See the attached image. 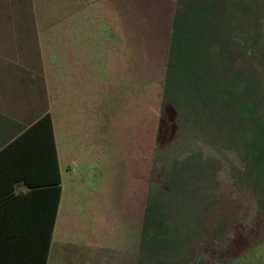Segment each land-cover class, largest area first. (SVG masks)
Here are the masks:
<instances>
[{"label": "rangeland", "instance_id": "obj_1", "mask_svg": "<svg viewBox=\"0 0 264 264\" xmlns=\"http://www.w3.org/2000/svg\"><path fill=\"white\" fill-rule=\"evenodd\" d=\"M17 1L35 2L39 18L56 21L57 35H61L59 22L73 11L63 0L0 3ZM181 5L180 33L186 50L181 79L187 80L177 89L191 95V100H185L190 104L187 111L172 110V125L159 154L155 139L152 184L164 187L162 192L155 193L156 188L151 193L148 245L138 264H264V0H184ZM26 11L32 18L30 9ZM55 59L57 68L65 67L62 57ZM112 59L106 52L99 67L105 84L98 138L104 166L94 158L72 165L75 170L65 179L47 264H101L102 258L105 264H132L138 257L144 212L103 217L97 213L102 208L124 210L121 197L129 189L133 165L125 166L122 156L138 131L135 79L126 84L114 82ZM82 62L77 65L86 74V58ZM69 65L70 61L66 68ZM204 71L210 75L207 88L221 100L207 128L201 130L194 123L200 107L194 83L200 77L206 79ZM80 130L76 125L73 131L80 134ZM68 133L61 129L57 136L65 148L75 143ZM235 135L242 136V144ZM194 155L202 160L183 163ZM100 244L120 253L103 255Z\"/></svg>", "mask_w": 264, "mask_h": 264}, {"label": "crops", "instance_id": "obj_2", "mask_svg": "<svg viewBox=\"0 0 264 264\" xmlns=\"http://www.w3.org/2000/svg\"><path fill=\"white\" fill-rule=\"evenodd\" d=\"M63 1L73 11L59 22L61 35L54 33L55 20L37 16L35 2L0 3V150L43 115H50L61 177L52 240L59 223L65 179L75 170L72 165L76 167L79 160L91 162L94 158L104 166L98 138L103 122L105 84L99 67L106 52L113 57L110 75L114 82L126 84L135 79L138 131L130 138L122 156L125 166L133 165L129 189L121 197L125 208L123 211L102 208L97 213L103 217L143 211L145 217L169 48L179 8V0ZM27 9L32 18L26 16L30 13ZM57 56L63 58L62 69L57 68ZM83 58H86V74L77 65L84 63ZM68 61L70 69L66 68ZM76 125L82 130L80 134L73 131ZM61 129L70 132L67 135L75 142L72 146L65 148L58 143ZM18 190L25 188L19 185ZM98 248L103 255L111 251L120 253L101 244ZM140 255L141 243L132 264H138ZM105 261L102 258L101 264Z\"/></svg>", "mask_w": 264, "mask_h": 264}, {"label": "trees", "instance_id": "obj_3", "mask_svg": "<svg viewBox=\"0 0 264 264\" xmlns=\"http://www.w3.org/2000/svg\"><path fill=\"white\" fill-rule=\"evenodd\" d=\"M183 1L179 0L169 48L156 135L158 154L165 147L168 129L172 125L173 119L170 116L172 110L179 107L187 111L190 104L185 100H191L189 98L191 95L187 97L184 90L178 92L183 86L182 83L187 80L185 77L181 79V66L186 56L180 33V23L183 21L181 2ZM207 71L203 72L204 75L207 74L204 81L200 77L194 83L195 101L200 106L194 123L201 130L207 128L208 120L214 115L213 111L221 100L219 94L210 92L207 88L210 76ZM179 80H181L180 85H178ZM224 92H227L225 88ZM241 137L235 135L234 139L242 144ZM192 152L193 154L196 152L195 147ZM197 158L202 160L201 157L194 155L188 157L183 163L192 159L197 160ZM177 159L175 156L174 164L179 163ZM154 172L155 168L151 173L142 231L141 251H144V254L148 245L145 240L146 225L149 223L152 212V196L154 195L151 193H154L156 188L155 193L159 190L162 192L164 187L159 183L152 184ZM19 185L25 190L19 191ZM60 195L61 177L52 122L47 113L0 150V264H47Z\"/></svg>", "mask_w": 264, "mask_h": 264}]
</instances>
